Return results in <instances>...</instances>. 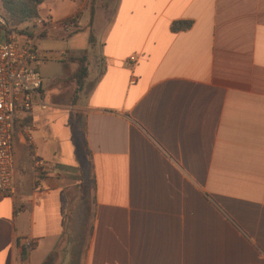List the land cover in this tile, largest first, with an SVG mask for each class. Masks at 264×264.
<instances>
[{"label":"crops","instance_id":"obj_1","mask_svg":"<svg viewBox=\"0 0 264 264\" xmlns=\"http://www.w3.org/2000/svg\"><path fill=\"white\" fill-rule=\"evenodd\" d=\"M40 15L22 27L62 40L40 61L75 81L87 55L68 105L79 163L33 138L38 178L15 129L0 264H264V0H45Z\"/></svg>","mask_w":264,"mask_h":264},{"label":"built area","instance_id":"obj_2","mask_svg":"<svg viewBox=\"0 0 264 264\" xmlns=\"http://www.w3.org/2000/svg\"><path fill=\"white\" fill-rule=\"evenodd\" d=\"M39 22V21H38ZM0 24L6 25L0 16ZM39 24H42L39 22ZM44 59L36 46V39L28 36L17 40L0 41V195L15 193L14 182V136L19 128L33 150V167L38 177L47 169L38 158L33 147L31 126L26 119L35 108L46 110L48 104L43 95V78L36 64ZM137 55L130 56V63L136 62ZM24 249H32L35 241L24 237Z\"/></svg>","mask_w":264,"mask_h":264},{"label":"rangeland","instance_id":"obj_3","mask_svg":"<svg viewBox=\"0 0 264 264\" xmlns=\"http://www.w3.org/2000/svg\"><path fill=\"white\" fill-rule=\"evenodd\" d=\"M79 32H82V29ZM29 33L32 34L29 36L36 39V46L40 49H44V47L48 46L50 43H62L61 39L53 38V42H50V37H40L37 39L38 36L32 31H29ZM13 38L17 40L18 44H21L19 36L14 35ZM77 38L81 40L82 37L79 36ZM36 66L46 82H49L48 84L50 86L45 90V101L48 104V108L42 111L39 117L35 116L34 122L31 124V128L33 129L31 134L37 143L41 144L47 141L48 144H53V146L55 145V147L58 148L57 157H50L51 163H54V165L56 163L57 165V163L60 164L62 160H64L70 163L69 165L74 166L79 163V160H77L79 156H75L72 143H70L68 128L73 117V110L68 108V105L70 103L69 93L71 92V86L74 85L75 97L78 91H76L77 85L75 81L71 79V67L67 65V63L47 61V59H45L44 62L39 61ZM70 173L73 174V172ZM71 174L67 176V179L78 183L79 180L76 177H72Z\"/></svg>","mask_w":264,"mask_h":264},{"label":"trees","instance_id":"obj_4","mask_svg":"<svg viewBox=\"0 0 264 264\" xmlns=\"http://www.w3.org/2000/svg\"><path fill=\"white\" fill-rule=\"evenodd\" d=\"M3 7L2 18L5 20L6 25L0 24V31L4 30L5 36L8 40L14 39L13 36L27 37L32 35L29 33V28L22 27L24 24L31 23L41 17V7L45 0H1ZM64 23L74 22V18L63 20ZM192 25L191 21H177L172 24V31L178 32L189 29ZM94 36L90 34L89 42L94 43ZM78 69L75 74V81L77 85L76 91L80 90L83 80L87 75L86 52L82 57L76 58ZM41 175L38 176V178ZM55 261V254H50L45 260L44 264H53Z\"/></svg>","mask_w":264,"mask_h":264}]
</instances>
